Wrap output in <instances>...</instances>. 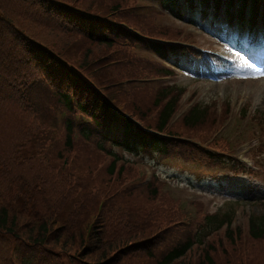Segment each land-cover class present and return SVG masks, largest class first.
Masks as SVG:
<instances>
[{"label":"trees","instance_id":"16d2710c","mask_svg":"<svg viewBox=\"0 0 264 264\" xmlns=\"http://www.w3.org/2000/svg\"><path fill=\"white\" fill-rule=\"evenodd\" d=\"M132 1L0 0V264H264V199L235 223V209L177 207L156 175L136 186L141 166L128 153L155 164L242 169L214 149L229 148L227 137L208 150L148 133L114 110L182 136L199 132L209 115L195 104L168 128L182 91L159 86L151 101L141 98L143 88L123 95L118 82L140 75L138 68L164 71L126 54L123 39H140L111 23L129 19L149 33H181L124 17L121 9ZM162 1L180 12V0ZM196 1L197 12H206L210 0H188L192 10ZM252 1L255 9L259 0ZM251 121L264 135V116ZM95 154L108 158L100 171Z\"/></svg>","mask_w":264,"mask_h":264},{"label":"rangeland","instance_id":"374dc122","mask_svg":"<svg viewBox=\"0 0 264 264\" xmlns=\"http://www.w3.org/2000/svg\"><path fill=\"white\" fill-rule=\"evenodd\" d=\"M131 4H133V1L131 2ZM193 15V17L199 18L198 20L201 22V25H205L206 29L208 30V32L203 37H199L198 41L201 44L211 46L212 42L214 41L213 37H215V34L209 32V29L211 28L210 23L207 22L208 20L206 19L202 20L203 18L199 14ZM153 16L156 17V19H152L151 27H153V29H177V23H179L177 20L162 17L160 15ZM191 26L193 25H190L189 27ZM151 33L161 38L169 37L166 34L161 35L159 34V32L156 33V31L154 30L151 31ZM227 38H234V32L232 30L227 33ZM239 45H245V42L241 41ZM251 51L252 53H255V49ZM204 66L205 73L212 75L211 80L207 78L202 80H194V78L190 77L189 75H185L184 73H182L180 69L177 70V76L173 78L178 84L176 86L179 87L180 85H184L189 90V92H186L183 96L178 110L184 109L187 106L188 102L190 100L192 101L193 98L190 97V95L191 92H194L193 95H196L195 99L197 100L198 105L201 108L207 109L209 111L208 120L197 126V129L203 127L199 132L194 133V131H187L183 133V135H197L202 140H205L208 136H210V138H215L217 143L224 140L223 137H227V142H229L231 146L241 143L238 146L236 145V155L238 151L241 150L243 145H249L253 148L256 145V140L247 139L249 141H240L241 138L237 136L240 131V125L242 126L244 123H246L247 126H253L258 134H260V130L253 121L249 122L243 120L241 122V120L238 119L236 113L239 109L237 108L238 105L242 104L240 110L244 107V114H246V111H249V113H254L256 117L258 115L264 116V63H258L256 65V68H250L249 65L244 61L242 56H240V58L237 60H232L230 57H228L226 59V62H208L204 63ZM138 69L141 71L140 75L129 76L126 79L119 81L118 85L123 88H143V90L140 91L143 92L140 93L141 98L145 101H151L152 98L156 96L155 92L157 91V88L156 86L151 84H143V82L140 81V79L142 78H140L139 76H148V74L152 75V73L141 70L140 68ZM140 71H138L137 74ZM223 107H229L233 114L229 124H224L221 127L220 124L222 120L219 121L218 118L216 119L215 117L217 116L218 109ZM178 121L179 119H176V121L173 122L175 124ZM260 135L262 137L261 141H264V135L262 133ZM185 138H187V140H180V142L183 144H191V142L189 141L190 138ZM237 138H240V140L238 141ZM208 142L209 141H206L204 143L207 144ZM215 148L219 151H230L229 148ZM182 149L183 150L178 154V156L184 154L187 147L185 146V148ZM98 156L95 154V161L97 160L96 162L99 163L102 155ZM183 161L187 165L162 167L159 170L160 174L167 177L172 184H169L170 186L164 185L163 193L167 195H165L167 198L175 201V205L177 207L184 204L189 211H195L205 203V205L207 204L206 206L204 205L205 209L208 206V209L210 211H218L220 214L226 211L229 212L231 209L242 211V213H248L254 210V208L255 211L259 209L258 205H254L253 207V204L251 202L256 201L257 199L264 198V147L261 150L259 149L256 153V163L258 167H256L257 170L255 171V173H253L252 176L247 175L248 177H229L225 174H219L217 180H209L208 176H206L202 180H198L196 179V175H203V173L207 169L212 170L215 168H220L222 166H207L194 160L190 162L185 160ZM107 162L108 158H103L100 161L97 166L99 171L103 169V165ZM133 167L136 170L137 167ZM144 168L141 167V173L138 177L140 179L136 186H142L141 182L147 175ZM223 168L228 170V167L226 166ZM199 199L202 201H200ZM242 213L240 212L235 216V218H237L234 220L235 223H238V221H242ZM222 245L227 251H230L227 242H224Z\"/></svg>","mask_w":264,"mask_h":264}]
</instances>
